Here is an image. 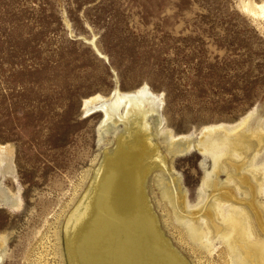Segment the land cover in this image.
Here are the masks:
<instances>
[{
    "label": "rangeland",
    "instance_id": "1",
    "mask_svg": "<svg viewBox=\"0 0 264 264\" xmlns=\"http://www.w3.org/2000/svg\"><path fill=\"white\" fill-rule=\"evenodd\" d=\"M263 4L0 0V264H70L66 217L124 131L83 99L143 85L162 100L144 188L164 244L184 264H264ZM219 123L236 131L200 143Z\"/></svg>",
    "mask_w": 264,
    "mask_h": 264
},
{
    "label": "bare ground",
    "instance_id": "2",
    "mask_svg": "<svg viewBox=\"0 0 264 264\" xmlns=\"http://www.w3.org/2000/svg\"><path fill=\"white\" fill-rule=\"evenodd\" d=\"M260 7L264 12V4ZM119 90L108 97L97 94L82 100L83 109L89 112L99 111L104 117L103 121L112 118L115 122L121 124L123 122L124 131L117 137L116 148L110 152L105 151V157L96 169L85 194L66 217L64 235L68 259L70 264H184L171 248L164 244L166 241L162 240L157 220L148 207L144 188V181L150 169L153 166H160V162L163 161L158 147L151 141L149 118L147 119L150 113L161 114L162 100L160 95L146 85L131 91ZM246 119L247 116H244L239 123L245 122ZM203 131L205 132L199 140L200 143H206L212 134L221 136L226 132L234 133L236 130L234 127L229 129L223 123H219L209 124ZM177 139L185 140L187 136L181 135L172 140ZM11 152V145L0 144V169L6 168L5 166L9 164ZM168 186H164V194L168 193ZM238 223L234 221V228L238 227L236 226ZM0 239L1 245L3 240Z\"/></svg>",
    "mask_w": 264,
    "mask_h": 264
}]
</instances>
